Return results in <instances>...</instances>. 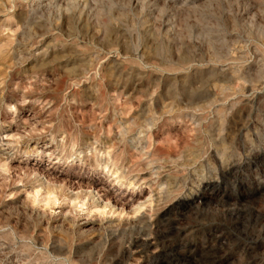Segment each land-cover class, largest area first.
<instances>
[{"label": "rangeland", "instance_id": "obj_1", "mask_svg": "<svg viewBox=\"0 0 264 264\" xmlns=\"http://www.w3.org/2000/svg\"><path fill=\"white\" fill-rule=\"evenodd\" d=\"M0 264H264V0H0Z\"/></svg>", "mask_w": 264, "mask_h": 264}, {"label": "bare ground", "instance_id": "obj_2", "mask_svg": "<svg viewBox=\"0 0 264 264\" xmlns=\"http://www.w3.org/2000/svg\"><path fill=\"white\" fill-rule=\"evenodd\" d=\"M136 1H138V0H136ZM60 2H61V1H60ZM134 2H135V1H134ZM162 3H163V2H162ZM165 3H166V2H165ZM187 3H188V2H187ZM63 4H64V3H63ZM167 4H168V3H167ZM181 4H182V3H181ZM184 4H185V3H184ZM165 5H166V4H165ZM182 6H183V5H182ZM169 7H170V6H169ZM172 9H173V7H172ZM168 15H169V14H168ZM168 18H169V17H168ZM165 19H167V18H165ZM164 21H165V20H164ZM164 21H163V22H164ZM168 21H169V20H168ZM165 23H166V21H165ZM162 27H163V26H162ZM48 51H51V50L49 49ZM42 53H43V52H42ZM46 53H48V52H46ZM45 55H46V54H45ZM46 57H48V56H46ZM46 59H47V58H46ZM53 59H54V58H53ZM66 60H68V59H66ZM70 60H71V59H70ZM70 60H69V61H70ZM47 61H48V60H47ZM52 61H53V60H52ZM44 62H45V61H44ZM54 62H55V61H54ZM54 62H53V64H54ZM59 63H61V62H59ZM56 64H57V63H56ZM44 65H45V64H44ZM44 65H43V66H44ZM58 65H59V64H58ZM61 65H62V64H61ZM46 67H47V66H46ZM42 68H43V67H42ZM43 69H44V68H43ZM47 69H48V68H47ZM77 77H78V76H77ZM217 137H218V136H217ZM52 152H54V151H52ZM51 154H52V153H51ZM96 180H97V179H96ZM168 188H170V187H168ZM166 189H167V188H166ZM164 191H165V190H164ZM165 192H167V190H166ZM165 192H164V193H165ZM162 193H163V192H161V194H162ZM164 193H163V194H164ZM161 194H160V195H161ZM166 195H167V194H166ZM156 196H157V195H156ZM158 196H159V195H158ZM158 196H157V197H158ZM164 196H165V195H164ZM159 197H160V196H159ZM165 197H166V196H165ZM165 197H164V198H165ZM161 198H162V197H161ZM156 199H158V198H156ZM159 199H160V198H159ZM156 201H158V200H156ZM196 206H197V205H196ZM229 213H230V212H229ZM221 214H223V213H221ZM224 214H225V213H224ZM239 215H240V214H239ZM232 216H233V215H232ZM232 219H233V217H232ZM234 219H235V218H234ZM238 219H239V218H238ZM176 220H177V219H176ZM192 226H193V225H192ZM143 228H144V226H143ZM189 228H190V227H189ZM185 229H186V228H185ZM194 229H195V228H194ZM188 231H189V230H188ZM143 232H144V231H143ZM145 232H146V231H145ZM181 232H182V231H181ZM143 235H144V234H143ZM143 235H142V237H143ZM178 235H179V234H178ZM188 235H189V234H188ZM221 236H222V235H221ZM153 238H154V237H153ZM147 239H148V238H147ZM147 239H146V240H147ZM149 239H150V238H149ZM143 240L146 241L145 239H143ZM151 241H152V240H151ZM154 241H155V240H154ZM154 241H153V242H154ZM130 244H131V243H130ZM144 244H145V243H144ZM132 245H133V244H132ZM154 245H155V244H154ZM130 246H131V245H130ZM133 246H134V245H133ZM157 246H158V245H157ZM158 247H159V246H158ZM131 248H132V247H131ZM140 250H141V249H140ZM150 250H151V249H150ZM157 250H159V249H157ZM161 250H162V249H161ZM129 251H130V250H129ZM151 251H152V250H151ZM155 251H156V249H155ZM156 252H157V251H156ZM158 252H159V251H158ZM146 253H147V252H146ZM148 253H149V252H148Z\"/></svg>", "mask_w": 264, "mask_h": 264}]
</instances>
